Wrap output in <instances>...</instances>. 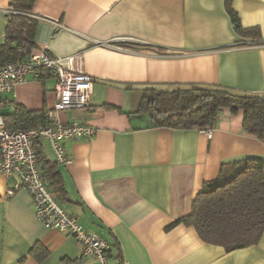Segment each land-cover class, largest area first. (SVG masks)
I'll return each mask as SVG.
<instances>
[{"label": "crops", "instance_id": "0c3cea01", "mask_svg": "<svg viewBox=\"0 0 264 264\" xmlns=\"http://www.w3.org/2000/svg\"><path fill=\"white\" fill-rule=\"evenodd\" d=\"M11 0H0V39ZM243 28L257 27L256 42L239 36L225 0H35L36 49L77 56L90 75L89 105L58 113L62 123L95 128L88 140L65 142L58 164L65 195L57 201L87 231L105 240L113 261L130 264H264V231L256 245L226 251L200 240L176 218L189 213L205 182L231 178L239 162L264 163V139L242 130V114L224 108L205 130L153 126L138 111L141 90L214 86L264 94V0H232ZM55 80L28 76L2 96L1 114L12 105L52 109ZM37 150L54 161L45 142ZM13 178L0 175V264H95L81 256L71 235L36 217L25 189L12 195ZM46 250L38 261L34 245Z\"/></svg>", "mask_w": 264, "mask_h": 264}, {"label": "trees", "instance_id": "16d2710c", "mask_svg": "<svg viewBox=\"0 0 264 264\" xmlns=\"http://www.w3.org/2000/svg\"><path fill=\"white\" fill-rule=\"evenodd\" d=\"M35 0H11L4 35L0 39V66L23 59L36 48L34 31L37 18L32 13ZM234 31L254 41L260 39L257 27L243 28L232 0H225ZM41 78V77H40ZM234 114L241 111L242 130L264 139V94L238 93L221 87L191 85L172 90L144 88L138 111L149 115L153 126L199 130L214 127L222 109ZM7 129H28L46 120L45 111H30L14 105L3 116ZM39 143V142H38ZM41 173L50 181L51 192L58 199L65 195L58 164L41 156L35 148ZM238 164L229 179L221 175L205 182L191 203L188 214L176 218L166 230L178 224L192 227L200 240L233 251L256 245L264 231V163L248 158ZM38 261L46 250L34 245L30 252Z\"/></svg>", "mask_w": 264, "mask_h": 264}, {"label": "built area", "instance_id": "2783aa9c", "mask_svg": "<svg viewBox=\"0 0 264 264\" xmlns=\"http://www.w3.org/2000/svg\"><path fill=\"white\" fill-rule=\"evenodd\" d=\"M77 56L57 57L44 49H33L23 59L0 66V175L13 178L12 195L25 189L32 200L36 217L45 227L56 229L74 237L80 245L81 256L95 264H130L126 259L113 261L109 244L85 230L76 217L68 214L51 192L50 181L41 173L35 153L40 140H45L54 161L65 164V142L73 139H91L95 128L80 121L62 123L58 113L80 109L89 105L93 91L90 75L76 69ZM45 72L55 80V103L46 113V120L28 129L10 130L5 127L1 114L2 96L14 95L15 86L28 76L39 79ZM14 104L12 105V110ZM208 136L210 129H205Z\"/></svg>", "mask_w": 264, "mask_h": 264}]
</instances>
